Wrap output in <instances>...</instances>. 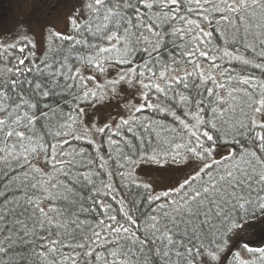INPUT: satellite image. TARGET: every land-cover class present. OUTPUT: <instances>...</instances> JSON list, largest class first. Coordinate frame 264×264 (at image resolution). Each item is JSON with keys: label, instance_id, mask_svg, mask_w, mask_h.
Masks as SVG:
<instances>
[{"label": "snow or ice", "instance_id": "6c2138e0", "mask_svg": "<svg viewBox=\"0 0 264 264\" xmlns=\"http://www.w3.org/2000/svg\"><path fill=\"white\" fill-rule=\"evenodd\" d=\"M257 216L264 0H56L0 23V264H264Z\"/></svg>", "mask_w": 264, "mask_h": 264}, {"label": "rangeland", "instance_id": "374dc122", "mask_svg": "<svg viewBox=\"0 0 264 264\" xmlns=\"http://www.w3.org/2000/svg\"><path fill=\"white\" fill-rule=\"evenodd\" d=\"M25 4L23 11H20L17 7V0H2L0 3V13L3 14L5 19L0 22L2 26L7 29H12L16 27L20 21L26 20L30 14H32L33 20H40L46 17L49 10L53 8L56 0H21ZM35 5L36 11L33 13L32 5ZM47 5V6H45ZM52 17L57 15L56 11L51 13ZM117 112L116 101L113 100L106 104L101 112L98 114L97 119L102 116L104 119H108L109 115L115 116ZM159 180V177H156ZM259 217L250 219L243 223V227L247 228L249 225H256L254 235L264 233V225L258 224ZM264 245V240L254 241L250 244L251 247H261Z\"/></svg>", "mask_w": 264, "mask_h": 264}, {"label": "trees", "instance_id": "16d2710c", "mask_svg": "<svg viewBox=\"0 0 264 264\" xmlns=\"http://www.w3.org/2000/svg\"><path fill=\"white\" fill-rule=\"evenodd\" d=\"M1 2H2V0H0V3ZM257 217H250L248 220L253 219V218H257ZM248 220H246V221H248ZM246 221H244V222H246ZM262 240H264V233L263 234H257L255 236H253L251 239V243H253L254 241H262ZM261 247H264V245Z\"/></svg>", "mask_w": 264, "mask_h": 264}]
</instances>
